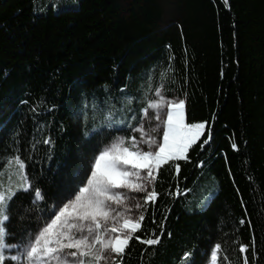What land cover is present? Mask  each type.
I'll return each mask as SVG.
<instances>
[{"label":"trees","instance_id":"obj_1","mask_svg":"<svg viewBox=\"0 0 264 264\" xmlns=\"http://www.w3.org/2000/svg\"><path fill=\"white\" fill-rule=\"evenodd\" d=\"M75 1L0 0V172L19 148L44 197L33 204V191L16 192L7 242L43 224L93 145L138 135L128 121L159 86L182 97L186 122H206L211 136L158 170L160 195L136 234L154 229L161 240L133 238L122 264H187L185 251L191 264H208L216 243L217 264H243L245 255L264 264V0ZM109 107L124 124L102 123ZM93 123L97 134L84 137Z\"/></svg>","mask_w":264,"mask_h":264},{"label":"snow or ice","instance_id":"obj_2","mask_svg":"<svg viewBox=\"0 0 264 264\" xmlns=\"http://www.w3.org/2000/svg\"><path fill=\"white\" fill-rule=\"evenodd\" d=\"M224 2L227 5V0ZM151 91L150 88L146 89L141 98L144 106L139 109L142 113L140 118L137 119L133 114L128 121L129 131L139 132L141 138L138 139L134 134L118 136L108 144L100 146L97 142L93 145L90 155L85 156L81 172L67 190L66 198L51 205L46 210L43 224L38 223L36 229L22 236L19 243H8L9 233L4 225L9 220V205L16 192L33 191V204L44 199L39 187L33 190L32 181L25 171V160L19 154V148L15 149V154L5 164L9 169H14V174L20 179L6 184L0 178V264H5L6 260L13 264H122L133 238L147 246L160 242L161 236L156 235L154 229L153 234L147 237L136 234L142 228L146 204L154 203L160 195L155 190L158 170L162 165L177 159L188 160L190 147L201 140L205 131L209 139L211 133L206 130L204 121L186 122L183 99L167 101L163 88L159 86L155 87L154 96L147 94ZM126 100L130 104L133 98L126 97ZM149 109L155 113L149 119L154 118L156 123L150 130H146L144 121ZM32 110L35 111L36 106ZM113 111L114 107H109L103 113L102 123L108 128H112L113 123H125L119 119L113 121ZM97 128L99 125L93 123L92 129L85 128L83 136L91 139L90 133L95 136L97 133L94 130ZM208 142L204 140L200 147L203 148ZM43 143L50 145L52 140L47 137ZM231 147L236 149L238 146L233 142ZM175 169L179 172L178 163ZM3 175L0 172V177ZM126 190L144 193L143 203L140 200L131 203ZM184 191L189 190L185 188ZM133 208L138 210V215L131 214ZM240 223L243 224L244 220L241 219ZM248 247L241 243L239 250L245 252ZM220 249V243L211 247V264H216ZM13 251L15 254H10ZM191 256V252L185 251L182 262L191 264ZM243 264H249L246 255Z\"/></svg>","mask_w":264,"mask_h":264},{"label":"rangeland","instance_id":"obj_3","mask_svg":"<svg viewBox=\"0 0 264 264\" xmlns=\"http://www.w3.org/2000/svg\"><path fill=\"white\" fill-rule=\"evenodd\" d=\"M60 1L64 2L65 0H60ZM71 4H73L72 6H78L79 0H76L74 3H71ZM58 8H59V5L56 4V9H58ZM163 95L166 97V100L169 101V102L172 101V100L179 101V100L183 99L182 97L176 96V95L175 96H167L164 93H163ZM154 115H155L154 110L149 109L148 117H146V119H145L146 125L144 124V127H145L146 130H150L154 126V124L156 123L154 118L153 119H149V117H154ZM163 118H166V116L163 117ZM137 134H138L137 135L138 139H140L141 138L140 137V133L137 132ZM153 134H155V133H153ZM14 172H15L14 169H9L7 167V169L3 172L4 175L2 177H0V178H2L3 181L6 184L9 183V182L15 183L16 181H18L20 179V177L18 175L14 174ZM9 177H11V181L9 180ZM126 191H128V193H129V200H130L131 203H135L137 200H140V202L143 203L142 197H143L144 193H136V192H132L130 190H126ZM131 214L133 216L138 215V210H136L134 208L131 209ZM10 254H15V252L13 251ZM208 264H211V261ZM216 264H217V262H216Z\"/></svg>","mask_w":264,"mask_h":264}]
</instances>
